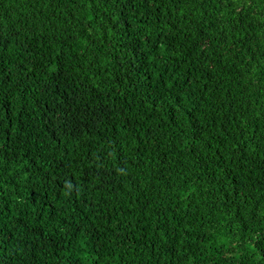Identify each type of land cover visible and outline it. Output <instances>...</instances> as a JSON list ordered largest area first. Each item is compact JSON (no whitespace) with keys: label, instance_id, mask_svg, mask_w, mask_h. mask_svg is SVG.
<instances>
[{"label":"trees","instance_id":"obj_1","mask_svg":"<svg viewBox=\"0 0 264 264\" xmlns=\"http://www.w3.org/2000/svg\"><path fill=\"white\" fill-rule=\"evenodd\" d=\"M0 264H264V0H0Z\"/></svg>","mask_w":264,"mask_h":264}]
</instances>
